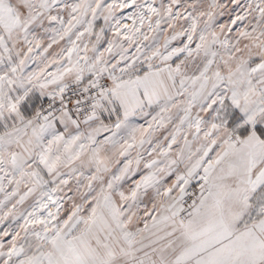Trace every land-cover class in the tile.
Instances as JSON below:
<instances>
[{"label": "snow or ice", "instance_id": "6c2138e0", "mask_svg": "<svg viewBox=\"0 0 264 264\" xmlns=\"http://www.w3.org/2000/svg\"><path fill=\"white\" fill-rule=\"evenodd\" d=\"M0 264H264V0H0Z\"/></svg>", "mask_w": 264, "mask_h": 264}]
</instances>
